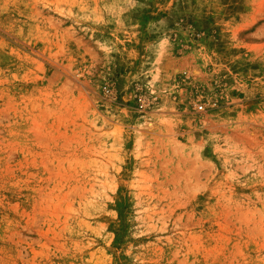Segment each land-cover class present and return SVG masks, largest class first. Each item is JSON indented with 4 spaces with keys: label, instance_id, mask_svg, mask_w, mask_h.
<instances>
[{
    "label": "rangeland",
    "instance_id": "obj_1",
    "mask_svg": "<svg viewBox=\"0 0 264 264\" xmlns=\"http://www.w3.org/2000/svg\"><path fill=\"white\" fill-rule=\"evenodd\" d=\"M0 264H264V0H0Z\"/></svg>",
    "mask_w": 264,
    "mask_h": 264
}]
</instances>
